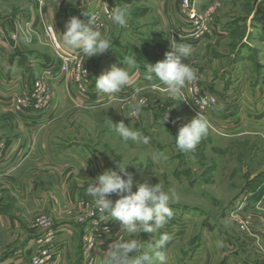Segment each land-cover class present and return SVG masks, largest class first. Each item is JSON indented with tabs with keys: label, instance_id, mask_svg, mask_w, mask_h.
Wrapping results in <instances>:
<instances>
[{
	"label": "rangeland",
	"instance_id": "rangeland-1",
	"mask_svg": "<svg viewBox=\"0 0 264 264\" xmlns=\"http://www.w3.org/2000/svg\"><path fill=\"white\" fill-rule=\"evenodd\" d=\"M256 1L188 0L186 6L185 0H0V25L12 51V56L9 52L0 56L2 86L22 73L21 80L16 78L21 89L31 85L42 68L57 70L62 65L41 30L44 25L53 26L62 43L72 16L88 22V15H95L98 22L91 27L96 30L100 25L113 41L104 53L89 58L63 46L65 53L81 61V83L73 80L76 63L72 61L69 81L53 87V106L29 124L11 112L7 98H2L6 89L0 86V136L38 147L33 155L29 153L35 160L24 163L22 175L34 178L31 187L39 194L44 190L46 196L39 205H22L20 199L7 195L1 204L13 199L4 212L14 215L27 237L34 238L29 264L35 260L37 264H101L123 230L118 221L98 219L85 187L105 170L115 169L122 158L130 163L126 171L133 176V191L137 183L148 180L175 193L170 204L174 215L164 228L156 235L140 234L145 247L167 232L168 264H264V22L251 15ZM114 6L128 9L127 27L107 18ZM191 11L197 19L190 18ZM24 26L32 30L27 45L20 39L19 29ZM200 30L203 37L196 41ZM173 40L191 45L186 62L199 77L179 99L168 97L157 79H145L147 63L163 60ZM13 50L18 53L12 54ZM125 57L137 60L135 66H121L132 77L133 88L142 89L137 99L145 100L134 124L125 117L132 87L115 96L95 89L96 77ZM13 63L22 65L23 71L15 69L10 76L6 68ZM166 111L169 120L163 124ZM198 112L209 121V133L194 151L181 153L175 135ZM51 114L56 115L52 120L42 118ZM111 121L139 129L151 138L150 143L123 142ZM32 125L34 135L22 132ZM47 150L60 166L43 167L41 158ZM85 160L87 167L79 168Z\"/></svg>",
	"mask_w": 264,
	"mask_h": 264
},
{
	"label": "clouds",
	"instance_id": "clouds-1",
	"mask_svg": "<svg viewBox=\"0 0 264 264\" xmlns=\"http://www.w3.org/2000/svg\"><path fill=\"white\" fill-rule=\"evenodd\" d=\"M88 16V23L72 16L66 23V31L62 33V45L68 49L79 50L87 58L104 53L112 47L113 42L107 33L101 31L99 23L96 30L91 27L93 23L98 22L97 17ZM107 18L113 24L125 28L128 24V9L114 6L108 12ZM19 32L21 41L25 45L30 44L32 39L30 26L20 28ZM171 49L165 53L163 60L155 64L147 63L145 79L149 81L157 79L165 86L168 97L179 99L186 86L196 82L199 77L197 69L186 62L192 55L191 45L173 40ZM121 63L135 66L137 60L135 57H125L124 61L119 60V65H111L106 72L96 77L95 89L98 94L115 96L125 87L133 88V79ZM133 89L134 94L128 100L127 115H124L131 118L132 124L140 119L145 106L144 99H137L142 89ZM168 120L169 113L166 111L162 117L163 124ZM111 126L123 142L132 141L144 145L150 143L149 136L123 121L117 124L111 121ZM208 133L209 121L198 112L189 122L182 125L175 135L177 151L181 153L194 151ZM159 157L167 159L163 153H160ZM129 164L123 163L122 158L115 169L105 170L85 187L87 196L91 197L99 213L98 219L118 221L123 230V236L111 245L101 264H168L166 248L171 237L167 232H161L158 239L147 243V247L139 236L141 233L156 235L158 230L164 228L174 215L170 204L175 193L171 189L165 191L160 183L152 184L148 180L137 183L136 191H133V176L126 171ZM86 167L85 160L79 168ZM113 194L119 197L115 201L110 199ZM133 236L136 238H131Z\"/></svg>",
	"mask_w": 264,
	"mask_h": 264
},
{
	"label": "crops",
	"instance_id": "crops-1",
	"mask_svg": "<svg viewBox=\"0 0 264 264\" xmlns=\"http://www.w3.org/2000/svg\"><path fill=\"white\" fill-rule=\"evenodd\" d=\"M203 1H208V0H203ZM242 1L243 0H241V2ZM209 2L211 4V2L214 3L216 2V0H209ZM252 10L253 12L251 15L252 16L256 15L257 21L264 22V7L262 2H258L257 0ZM219 21H220L219 25L221 26L222 29H224L225 25L223 21L221 19H219ZM85 23L88 22L86 21ZM1 27L2 26L0 25V56L4 57L5 55H7L6 54L7 52H9L8 54L9 56H12L10 55L11 48L9 41L7 40L8 38L5 36L4 32L2 31L3 29ZM222 36H226V33L225 34L223 33ZM16 52L13 50L12 54L15 55L18 53ZM20 66L22 65H18L14 63L12 65L9 64L6 68V72L8 73L9 71L10 76L15 75L13 74L15 73L14 72L15 69L16 70L21 69L20 71H23V69L20 68ZM2 74H5V72H3ZM13 77L16 78L19 77V79L21 80V78H23V75L22 73H20V76L15 75ZM0 86L3 89L2 83L0 84ZM55 116H56L55 114H53V116L51 114V115L43 116L42 118L44 119L47 118L48 120H52ZM25 130L26 131H22V132L27 133L28 136L34 135V133L36 132V128L33 127V125L28 126V128H25ZM36 149H38V147L34 146L33 144H29L28 141L14 143V141L9 140L8 138H4L3 135L0 136V197H1L0 198V264L30 263L29 256L30 254L33 253L32 250L34 247V238L27 237L28 235L27 230L23 226H21V224L18 222L16 217H14V215L4 212L5 208L9 207V204L13 202L11 201L13 199L10 198V201L7 200V203L8 202L9 203L8 204L6 203L5 206H2L1 204L6 200V197H9L7 195H11L10 197L13 196L17 199H20L22 201V205L24 204L26 205L27 203H35L39 205L41 200H45L46 196L44 190L42 191V194H39L36 193L34 189L31 187L32 184L35 183L34 178L25 177L22 175V170L24 169L22 167L24 163L28 159L33 158L35 160L34 157L32 158L29 157V153L33 155V152L35 153ZM41 159H42L41 162L43 167L44 166L50 167L51 164L60 166L59 163L52 161V154H50V150H47L46 156L43 155ZM39 165L41 164L39 163ZM34 169L35 166L30 167V170H34ZM63 169H65V166ZM28 172L29 169L26 170L25 174H27ZM24 236H26L27 238L24 239ZM19 240L21 243L20 245H19Z\"/></svg>",
	"mask_w": 264,
	"mask_h": 264
},
{
	"label": "built area",
	"instance_id": "built-area-1",
	"mask_svg": "<svg viewBox=\"0 0 264 264\" xmlns=\"http://www.w3.org/2000/svg\"><path fill=\"white\" fill-rule=\"evenodd\" d=\"M185 1L186 6H189L188 0ZM190 18L197 19V14L195 11L192 12ZM41 30L50 41L51 45L54 47L58 57L57 60L62 65H58L57 70H54L52 68H42L39 74L35 76L32 84L28 86L26 85V87L24 86L21 89L16 85V79L8 82V85L4 80L5 82L3 85V89L6 90L5 96L3 95L2 98H7L6 102L9 103V109L23 124H29L31 120L37 118V115L42 112H46L53 106V87L59 81H63L65 83L69 81L70 73H72V61H75L76 63L74 64L76 75H73V80L75 82L81 83V61L77 62V59L75 57H72L71 55L64 52L63 45L60 41L58 33L53 26L44 25L42 26ZM203 34L204 30H200L199 33L195 34V40L198 41L199 39H201L203 37ZM56 72H60L59 75L55 74ZM80 89L83 90L82 87H80ZM6 92L8 93L6 94ZM82 92L84 93V95L88 96L85 91ZM73 99L74 102H76L78 100V97L74 96ZM33 264H37V260L33 261Z\"/></svg>",
	"mask_w": 264,
	"mask_h": 264
}]
</instances>
